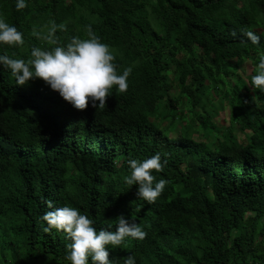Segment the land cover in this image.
<instances>
[{
	"label": "trees",
	"instance_id": "16d2710c",
	"mask_svg": "<svg viewBox=\"0 0 264 264\" xmlns=\"http://www.w3.org/2000/svg\"><path fill=\"white\" fill-rule=\"evenodd\" d=\"M16 2L0 0V15L24 43H0V55L27 61L33 47L87 38L91 25L118 73L132 71L126 92L114 86L103 108L78 110L42 78L19 85L0 66V264H71L67 234L44 230L49 202L78 208L97 230H115L121 213L139 222L143 240L108 245L114 264H264V91L251 80L264 36L244 35L264 33V0ZM53 22L66 25L56 44L42 38ZM222 105L229 127L194 138L216 129ZM157 152L167 163L152 174L169 183L150 204L124 177L129 160Z\"/></svg>",
	"mask_w": 264,
	"mask_h": 264
},
{
	"label": "clouds",
	"instance_id": "9594fccd",
	"mask_svg": "<svg viewBox=\"0 0 264 264\" xmlns=\"http://www.w3.org/2000/svg\"><path fill=\"white\" fill-rule=\"evenodd\" d=\"M27 0H17L16 8L23 9ZM57 28L64 30L66 25L52 23L47 34L33 32V35L57 43L55 33ZM87 38L74 36L66 45H57L51 50L33 47L31 58H12L0 55V66L11 69L16 83L24 85L30 79L42 78L53 90L59 92L64 100L68 101L78 110H84L89 103L95 108H103L110 90L116 86L118 92H126L131 67L118 73L114 63L115 55L110 45L101 41L91 25L86 26ZM235 35V33H233ZM253 44H259L264 33L257 34L252 30L244 32ZM0 43L9 45H23V33L15 25L6 22L0 15ZM252 85L264 91V54L259 56L255 74L251 78ZM166 160L162 161L161 154L143 159H131L128 164L131 174L124 177L129 185H137V196L148 203H154L163 193L169 183L167 179L156 181L152 170L161 171ZM49 211L41 219L46 221L45 232L52 229L64 231L70 238L67 259L71 264H114L110 259L108 245L116 247L124 242L126 237L143 240L147 232L134 218L121 213L117 216L118 223L115 230L109 225L97 230L92 218L81 212L78 208L65 204L54 207L49 202ZM125 264H137L134 255H129Z\"/></svg>",
	"mask_w": 264,
	"mask_h": 264
},
{
	"label": "rangeland",
	"instance_id": "374dc122",
	"mask_svg": "<svg viewBox=\"0 0 264 264\" xmlns=\"http://www.w3.org/2000/svg\"><path fill=\"white\" fill-rule=\"evenodd\" d=\"M252 70V64L250 63V61H245L243 63H240L236 73L240 75V79L243 81H246V77L247 75L251 72ZM179 90L177 87H173L171 88L169 94L171 95H175L178 94ZM187 108L184 109V111H186ZM194 111H197V107L194 109ZM229 111H230V107L226 106V105H222L221 107H218L216 109V113L214 114V116L212 117V122L215 125L216 129L212 130V132L208 135V137H197L196 135L194 136V138L196 139H203L205 142H212V140H214V138L216 136H218V132L220 133V131H225L226 128L229 127L230 123L228 121L229 118ZM188 113V112H187ZM163 128L166 127V123L163 122L161 125ZM236 132V135L240 138L241 137V132L237 129L234 130ZM176 133H179V131L175 132V131H171L169 132V135L175 136Z\"/></svg>",
	"mask_w": 264,
	"mask_h": 264
}]
</instances>
